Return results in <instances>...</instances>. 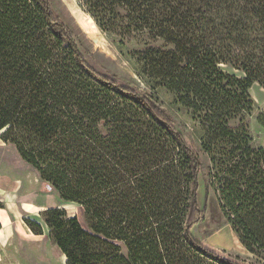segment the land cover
<instances>
[{"label": "trees", "instance_id": "obj_1", "mask_svg": "<svg viewBox=\"0 0 264 264\" xmlns=\"http://www.w3.org/2000/svg\"><path fill=\"white\" fill-rule=\"evenodd\" d=\"M80 3L121 45L143 39L137 73L191 111L221 212L250 256L194 235L200 155L158 101L97 71L49 0H0V139L83 212L81 222L47 208L25 224L66 264H264V147L250 124V89L264 90V0Z\"/></svg>", "mask_w": 264, "mask_h": 264}, {"label": "rangeland", "instance_id": "obj_2", "mask_svg": "<svg viewBox=\"0 0 264 264\" xmlns=\"http://www.w3.org/2000/svg\"><path fill=\"white\" fill-rule=\"evenodd\" d=\"M49 1L57 16L72 29L84 45L88 52L86 57L89 63L100 73L115 76L120 83L138 89L156 99L173 117L177 126L187 138L189 137V141L199 152L202 164L199 202L203 212L199 224L194 228L196 238L217 252L226 251L229 254H240L246 258L250 256L221 212L216 192L210 184L209 161L193 139L192 132L198 130V125L193 121L191 111L175 104L173 97L166 92H157L148 88L137 73L138 65L132 53L143 47V39L128 40L123 46L119 43V38L109 37L99 29L80 0ZM222 68L241 76L239 72L229 67L222 66ZM250 94L257 104V112L250 119L254 137L253 146L261 148L264 147V127L258 122L257 116L264 112V90L256 84L250 89ZM1 172L8 173L7 178L13 176L14 181L17 180L20 184V189L15 194H0V208L3 209L7 205L9 210L11 208L21 209L16 201L18 195L27 196L23 202L26 200L29 203L24 204V209L28 213L20 210L21 215L12 223V237L8 244L1 248L0 264H66L62 252L51 243L48 236L35 235L25 224L23 216L38 219L40 212L45 210L46 206H63L70 216H78L82 222V210L75 205H64L57 195L46 190L36 171L20 158L13 146L4 144L0 139ZM8 223H10L9 220ZM254 261V259H247L249 263H254Z\"/></svg>", "mask_w": 264, "mask_h": 264}, {"label": "crops", "instance_id": "obj_3", "mask_svg": "<svg viewBox=\"0 0 264 264\" xmlns=\"http://www.w3.org/2000/svg\"><path fill=\"white\" fill-rule=\"evenodd\" d=\"M8 173H0V194H6L7 193H11V194H15L19 191L20 189V184L18 183V181H14V179L10 176L9 178H7ZM27 196L25 195H18V199L17 204L21 206V209H14L11 208V210H9V208H7V205L5 206V208H0V252H1V248H3L4 246H6L8 244V242L11 239V235H12V229L11 226L13 227L12 223L14 222L15 218H18L21 215V211L23 213H28L25 209H24V204L25 203H29L28 201H24L23 199L26 198ZM33 206L34 203H31ZM47 208H52L51 206H46L44 209ZM21 210V211H20ZM43 210V209H42ZM10 223H8V220ZM16 231V230H15ZM14 235V234H13Z\"/></svg>", "mask_w": 264, "mask_h": 264}]
</instances>
